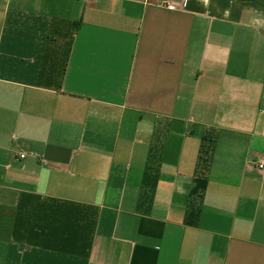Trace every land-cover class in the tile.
Returning <instances> with one entry per match:
<instances>
[{
  "label": "crops",
  "instance_id": "crops-1",
  "mask_svg": "<svg viewBox=\"0 0 264 264\" xmlns=\"http://www.w3.org/2000/svg\"><path fill=\"white\" fill-rule=\"evenodd\" d=\"M262 154L263 11L0 0V264H264Z\"/></svg>",
  "mask_w": 264,
  "mask_h": 264
},
{
  "label": "built area",
  "instance_id": "built-area-1",
  "mask_svg": "<svg viewBox=\"0 0 264 264\" xmlns=\"http://www.w3.org/2000/svg\"><path fill=\"white\" fill-rule=\"evenodd\" d=\"M159 6H162L168 10H176L177 9V5L174 2H162L159 4ZM24 155H21V158H23ZM251 165H255L257 166V168L259 170H264V154H262L256 162L253 163H249Z\"/></svg>",
  "mask_w": 264,
  "mask_h": 264
},
{
  "label": "trees",
  "instance_id": "trees-1",
  "mask_svg": "<svg viewBox=\"0 0 264 264\" xmlns=\"http://www.w3.org/2000/svg\"><path fill=\"white\" fill-rule=\"evenodd\" d=\"M232 1L242 3L244 6L258 9L264 12V0H232Z\"/></svg>",
  "mask_w": 264,
  "mask_h": 264
}]
</instances>
